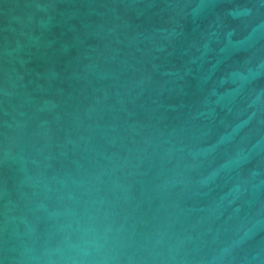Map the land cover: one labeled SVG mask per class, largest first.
Segmentation results:
<instances>
[{"label":"water","instance_id":"obj_1","mask_svg":"<svg viewBox=\"0 0 264 264\" xmlns=\"http://www.w3.org/2000/svg\"><path fill=\"white\" fill-rule=\"evenodd\" d=\"M0 264H264V0H0Z\"/></svg>","mask_w":264,"mask_h":264}]
</instances>
